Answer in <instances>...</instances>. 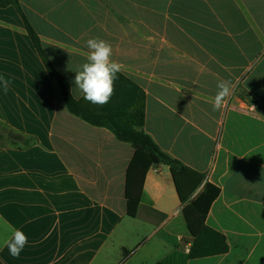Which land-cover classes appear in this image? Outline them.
<instances>
[{
    "label": "crops",
    "instance_id": "crops-1",
    "mask_svg": "<svg viewBox=\"0 0 264 264\" xmlns=\"http://www.w3.org/2000/svg\"><path fill=\"white\" fill-rule=\"evenodd\" d=\"M19 1L76 99L86 41L112 45L147 95L146 133L206 176L201 190L220 189L206 224L229 252L188 258L192 236L166 165L145 177V219L127 215L135 150L68 112L10 6L0 8V76L10 80L0 127L35 143L0 145V264H264V0ZM220 80L232 94L213 111ZM15 229L28 238L16 258L4 244Z\"/></svg>",
    "mask_w": 264,
    "mask_h": 264
},
{
    "label": "trees",
    "instance_id": "trees-1",
    "mask_svg": "<svg viewBox=\"0 0 264 264\" xmlns=\"http://www.w3.org/2000/svg\"><path fill=\"white\" fill-rule=\"evenodd\" d=\"M10 6H13L21 17L29 39L49 78L55 81L59 87L68 112L93 127L111 131L118 141L130 144L135 150L126 173L127 215L139 220L145 219L140 214V211L147 209L141 205L145 177L152 167L166 165L170 168L177 194L183 205L182 214L192 236L188 258L191 260L202 259L227 254L229 245L225 236L206 224L208 213L213 202L219 196L220 189L207 184L201 190L206 176L163 152L152 137L146 133L147 95L145 91L120 72L114 82V95L107 104L98 106L84 100L83 97L76 99L71 92L69 80L53 64L20 1L0 0V8ZM8 130L26 148L35 143L34 138L25 137L11 129ZM14 142L17 146V142Z\"/></svg>",
    "mask_w": 264,
    "mask_h": 264
},
{
    "label": "clouds",
    "instance_id": "clouds-1",
    "mask_svg": "<svg viewBox=\"0 0 264 264\" xmlns=\"http://www.w3.org/2000/svg\"><path fill=\"white\" fill-rule=\"evenodd\" d=\"M88 53L86 62L75 71L74 84L80 91L83 99L98 106L107 104L114 95V82L118 78L117 74L122 71L120 62L113 60L112 45L103 39L90 38L86 41ZM10 80L5 76H0V85L7 92ZM232 94V84L230 81L220 80L217 83V92L213 98V111L221 110L230 99ZM254 107V106H253ZM28 243V238L20 229L12 232L10 239L4 241L9 250V254L16 258Z\"/></svg>",
    "mask_w": 264,
    "mask_h": 264
},
{
    "label": "rangeland",
    "instance_id": "rangeland-1",
    "mask_svg": "<svg viewBox=\"0 0 264 264\" xmlns=\"http://www.w3.org/2000/svg\"><path fill=\"white\" fill-rule=\"evenodd\" d=\"M14 141L17 142V145L23 146L22 142L17 140L12 132H10L7 128L0 127V145H15Z\"/></svg>",
    "mask_w": 264,
    "mask_h": 264
}]
</instances>
